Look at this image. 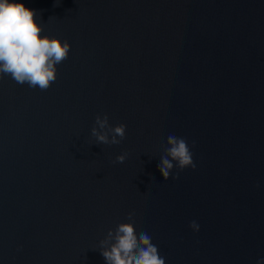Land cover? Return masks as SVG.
<instances>
[{
	"label": "water",
	"instance_id": "95a60500",
	"mask_svg": "<svg viewBox=\"0 0 264 264\" xmlns=\"http://www.w3.org/2000/svg\"><path fill=\"white\" fill-rule=\"evenodd\" d=\"M22 2L70 51L47 90L0 76V264H106L121 222L165 264H264V0ZM170 135L195 168L165 180Z\"/></svg>",
	"mask_w": 264,
	"mask_h": 264
},
{
	"label": "clouds",
	"instance_id": "9594fccd",
	"mask_svg": "<svg viewBox=\"0 0 264 264\" xmlns=\"http://www.w3.org/2000/svg\"><path fill=\"white\" fill-rule=\"evenodd\" d=\"M38 16L37 10L27 7L22 0H0V76L8 75L18 84L47 90L57 78L56 66L68 58L70 43L58 36L42 34L43 25ZM95 123L98 128H92V135L98 143L119 144L125 137L124 124L111 127V138L103 131L109 127L106 114L97 115ZM167 143V156L157 165L165 180L174 167L195 168L193 154L184 138L170 135ZM126 156L127 153L118 155L116 162L123 163ZM190 226L194 230L199 228L195 221ZM101 245L106 264H165L151 237L141 232L137 238L131 222H121L114 231L110 229Z\"/></svg>",
	"mask_w": 264,
	"mask_h": 264
}]
</instances>
